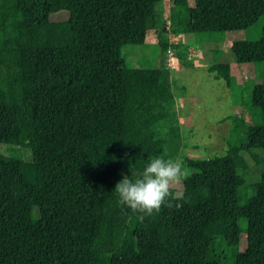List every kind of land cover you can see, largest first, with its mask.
I'll return each instance as SVG.
<instances>
[{"label": "trees", "instance_id": "1", "mask_svg": "<svg viewBox=\"0 0 264 264\" xmlns=\"http://www.w3.org/2000/svg\"><path fill=\"white\" fill-rule=\"evenodd\" d=\"M4 1L0 48L17 93L0 86V144L29 150L33 169L25 176L18 151L0 155V264H217L207 259L217 232L236 245L232 264H264V83L228 87L238 113L223 154L185 159L172 207L140 222L115 187L160 156L155 124L173 137L174 97L162 61L129 67L123 52L155 31L166 0ZM167 1L182 33L258 30L254 44L227 38L235 65L264 72V0Z\"/></svg>", "mask_w": 264, "mask_h": 264}, {"label": "rangeland", "instance_id": "2", "mask_svg": "<svg viewBox=\"0 0 264 264\" xmlns=\"http://www.w3.org/2000/svg\"><path fill=\"white\" fill-rule=\"evenodd\" d=\"M4 2L0 0V5ZM172 13V5L167 0L156 6L155 31L146 32L143 45L125 47V60L129 67L141 68L156 67L162 61L169 73L176 130L173 129L174 135L170 138L167 136L169 126H153L162 140L159 157L184 161L188 158L208 159L220 156L225 150L229 118L238 113V107L231 103L228 87H252L264 83V72L250 64L235 65L229 50V34L203 36L182 33L184 23L178 22V17L171 21L169 18L173 16ZM259 34L258 30L250 29L229 36L254 44L259 39ZM160 43L168 45L164 53L160 52ZM13 59L12 54L0 48V86L6 91L11 87L15 95L17 83L13 82V78L17 75L13 72ZM246 117L253 125L260 124L258 108L251 107ZM11 150L21 154L22 171L30 178L33 167L29 150L0 144V155L7 156ZM249 166L250 179L253 180L258 173L252 163ZM23 214L34 220V231L40 233L41 225L34 218L32 208L23 207ZM235 253L236 245L227 246L223 234L217 232L207 259L217 264H232Z\"/></svg>", "mask_w": 264, "mask_h": 264}, {"label": "clouds", "instance_id": "3", "mask_svg": "<svg viewBox=\"0 0 264 264\" xmlns=\"http://www.w3.org/2000/svg\"><path fill=\"white\" fill-rule=\"evenodd\" d=\"M188 176L183 161L158 156L148 161L136 179L124 176L116 184L114 193L119 197V204L127 206L136 219L143 222L160 213L162 207H172L169 201L173 188ZM176 207L181 205L177 204Z\"/></svg>", "mask_w": 264, "mask_h": 264}]
</instances>
